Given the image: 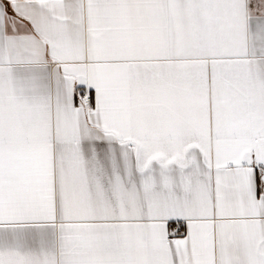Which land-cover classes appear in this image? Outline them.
<instances>
[{
  "label": "snow or ice",
  "instance_id": "1",
  "mask_svg": "<svg viewBox=\"0 0 264 264\" xmlns=\"http://www.w3.org/2000/svg\"><path fill=\"white\" fill-rule=\"evenodd\" d=\"M0 264H264V0H0Z\"/></svg>",
  "mask_w": 264,
  "mask_h": 264
}]
</instances>
